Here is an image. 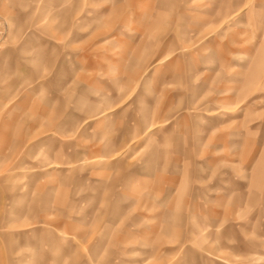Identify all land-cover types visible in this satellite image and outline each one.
<instances>
[{"label":"rangeland","instance_id":"obj_1","mask_svg":"<svg viewBox=\"0 0 264 264\" xmlns=\"http://www.w3.org/2000/svg\"><path fill=\"white\" fill-rule=\"evenodd\" d=\"M0 264H264V0H0Z\"/></svg>","mask_w":264,"mask_h":264},{"label":"crops","instance_id":"obj_2","mask_svg":"<svg viewBox=\"0 0 264 264\" xmlns=\"http://www.w3.org/2000/svg\"><path fill=\"white\" fill-rule=\"evenodd\" d=\"M54 164H51V165H49V166H53Z\"/></svg>","mask_w":264,"mask_h":264}]
</instances>
